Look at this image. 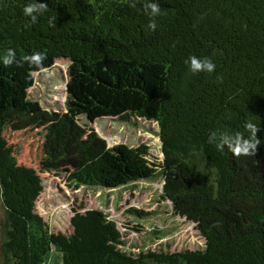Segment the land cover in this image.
Returning <instances> with one entry per match:
<instances>
[{
  "label": "trees",
  "instance_id": "16d2710c",
  "mask_svg": "<svg viewBox=\"0 0 264 264\" xmlns=\"http://www.w3.org/2000/svg\"><path fill=\"white\" fill-rule=\"evenodd\" d=\"M46 5L36 23L27 4ZM0 0V193L6 210L2 245L8 264H43L54 249L63 264H264V0ZM54 18V19H53ZM52 20V23L49 21ZM13 63L4 64L9 51ZM42 62H31L33 53ZM209 58L214 72L193 73L190 57ZM68 59L67 112L57 115L48 142L62 154L78 149V184L117 188L162 173L164 192L187 204L204 250H121L123 234L101 211L76 212L72 233H53L36 213L43 187L19 166L4 138L12 121L37 123L29 90L35 74ZM89 121L144 118L159 125L163 163L149 147L102 146ZM259 130L255 155H235L219 142ZM215 135V139H212ZM139 216L145 211L132 209ZM217 219V226L208 220Z\"/></svg>",
  "mask_w": 264,
  "mask_h": 264
},
{
  "label": "rangeland",
  "instance_id": "374dc122",
  "mask_svg": "<svg viewBox=\"0 0 264 264\" xmlns=\"http://www.w3.org/2000/svg\"><path fill=\"white\" fill-rule=\"evenodd\" d=\"M69 64L68 59H57L51 68L35 74V84L29 93L34 111L43 113L41 121L23 124L14 120L4 129V138L17 165L34 169L41 178L43 190L35 202L36 213L47 222L51 232L70 234L73 231L71 219L76 212L101 211L122 232L121 250L132 255L204 250L206 239L199 227L206 220L190 217L187 204H179L177 199L165 194L164 174L117 188L85 186L71 178L81 162L78 149L57 157L63 150L56 151L48 142L56 116L67 112ZM78 122L86 130L84 138L93 130L104 147L146 145L151 162L165 160L159 125L155 121L135 117L123 122L104 117L91 122L86 116H79ZM132 209L145 211L147 216H139ZM208 222L217 226V219ZM6 224L0 193V264H8L2 249ZM43 264H63L62 256L52 250Z\"/></svg>",
  "mask_w": 264,
  "mask_h": 264
},
{
  "label": "clouds",
  "instance_id": "9594fccd",
  "mask_svg": "<svg viewBox=\"0 0 264 264\" xmlns=\"http://www.w3.org/2000/svg\"><path fill=\"white\" fill-rule=\"evenodd\" d=\"M46 7L45 4L40 2L29 3L24 8V13L26 16L30 17L31 23H36L37 19L40 15H42V10ZM145 11L153 18L149 24V27L155 29L156 22L155 17H157L160 12V5L158 0H147ZM54 19V18H53ZM52 23V20L49 21ZM14 52L9 51L7 57L4 58V64L10 65L13 63ZM42 54L39 52L33 53L30 57L31 62L40 65L42 62ZM190 67L193 73L197 72H214L216 65L209 58H199L197 56L190 57ZM245 129L250 132L249 137H245L243 132H236L233 136H226L222 139L218 147L223 149L225 146L233 152L235 155H255L258 151L259 139H257V132L259 130L258 126L253 123L251 120H248L245 124ZM212 139H215V135H213Z\"/></svg>",
  "mask_w": 264,
  "mask_h": 264
},
{
  "label": "crops",
  "instance_id": "0c3cea01",
  "mask_svg": "<svg viewBox=\"0 0 264 264\" xmlns=\"http://www.w3.org/2000/svg\"><path fill=\"white\" fill-rule=\"evenodd\" d=\"M54 250V249H53Z\"/></svg>",
  "mask_w": 264,
  "mask_h": 264
},
{
  "label": "water",
  "instance_id": "95a60500",
  "mask_svg": "<svg viewBox=\"0 0 264 264\" xmlns=\"http://www.w3.org/2000/svg\"><path fill=\"white\" fill-rule=\"evenodd\" d=\"M92 122V121H91Z\"/></svg>",
  "mask_w": 264,
  "mask_h": 264
}]
</instances>
